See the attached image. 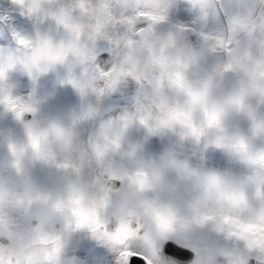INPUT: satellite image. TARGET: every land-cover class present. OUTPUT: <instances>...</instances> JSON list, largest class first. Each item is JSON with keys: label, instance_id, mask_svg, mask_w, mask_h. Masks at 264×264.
<instances>
[{"label": "rangeland", "instance_id": "obj_1", "mask_svg": "<svg viewBox=\"0 0 264 264\" xmlns=\"http://www.w3.org/2000/svg\"><path fill=\"white\" fill-rule=\"evenodd\" d=\"M167 239L264 264V0H0V264Z\"/></svg>", "mask_w": 264, "mask_h": 264}, {"label": "water", "instance_id": "obj_2", "mask_svg": "<svg viewBox=\"0 0 264 264\" xmlns=\"http://www.w3.org/2000/svg\"><path fill=\"white\" fill-rule=\"evenodd\" d=\"M30 116L29 113H25L23 115V119H27ZM114 184L113 188L118 186V180L113 179ZM3 241L6 239L3 238ZM160 258L166 264H185L190 261L192 258V252L189 249L177 246L171 241H166L162 245V249L160 251ZM129 264H146L142 259L137 256H132Z\"/></svg>", "mask_w": 264, "mask_h": 264}, {"label": "flooded vegetation", "instance_id": "obj_3", "mask_svg": "<svg viewBox=\"0 0 264 264\" xmlns=\"http://www.w3.org/2000/svg\"><path fill=\"white\" fill-rule=\"evenodd\" d=\"M113 179H115V178H109L108 180H106L105 181V184H106V186H108V187H112L113 188V184H114V181H113ZM119 183H118V186L120 185V181H118ZM117 186V187H118ZM116 187V188H117ZM130 226H131V228H132V230H135L136 229V227H137V223L135 222V221H131L130 222ZM104 229H107L108 231H113V230H115L116 229V226H115V223L114 222H110V223H107V224H105V225H102V224H99V226H98V230H100V231H102V230H104ZM143 232H144V228H142V227H140V228H137V233L139 234V235H141V234H143ZM125 233L126 232H124V231H121L120 233H119V236L120 237H122V236H126L125 235ZM125 238H127V237H125ZM167 240H170V239H167ZM164 241H166V240H164ZM163 241V242H164ZM171 241H173V240H171ZM162 242V243H163ZM174 243H176L177 245H179V246H182V247H186V248H188L191 252H192V259L190 260V261H188V262H186L185 264H191L194 260H195V258H196V250L194 249V248H191V247H189V246H186V245H183V244H180V243H178V242H175V241H173ZM89 243H91V242H89ZM162 245V244H161ZM116 246V245H115ZM160 249H161V247H160ZM160 249L158 250V257H159V259H160ZM92 252H93V250L90 248L89 249V253L92 255ZM132 255H137V256H139V257H141L143 260H144V262L146 263V264H148V262L146 261V257H144V256H142V255H139V254H136V253H130L129 255H128V257H127V261H126V264H129V262H130V258H131V256ZM93 257L94 258H96L97 257V252L93 255ZM94 262H96V260L94 261ZM164 263V262H163ZM165 264V263H164Z\"/></svg>", "mask_w": 264, "mask_h": 264}]
</instances>
